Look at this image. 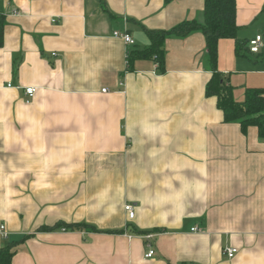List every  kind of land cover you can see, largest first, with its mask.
Here are the masks:
<instances>
[{"label":"crops","instance_id":"obj_1","mask_svg":"<svg viewBox=\"0 0 264 264\" xmlns=\"http://www.w3.org/2000/svg\"><path fill=\"white\" fill-rule=\"evenodd\" d=\"M204 6L0 0V225L10 233L0 248L18 242L10 264H264V139L225 122L206 94L204 34L167 38L164 72L150 59L127 69L128 51L150 45L146 29L203 22ZM237 23L247 46L263 36L258 53L219 41L218 68L243 101L247 87L264 89V0H237ZM60 222L96 230L40 231Z\"/></svg>","mask_w":264,"mask_h":264},{"label":"trees","instance_id":"obj_2","mask_svg":"<svg viewBox=\"0 0 264 264\" xmlns=\"http://www.w3.org/2000/svg\"><path fill=\"white\" fill-rule=\"evenodd\" d=\"M167 2L170 0H166ZM239 25L237 23V0H205L204 21H183L170 29H146L150 45L146 48H135L127 53V69L133 70L135 62L139 59L154 60L160 72L165 71L166 53L164 44L171 36L185 37L194 31H201L206 38V47L212 76L206 85V94L217 97V105L223 111L225 122H237L244 133L250 126H255L259 137L264 139V89L247 87L243 101H237L234 96L235 87L230 82L228 74L222 72L217 65L219 41L232 38L236 41V53L240 55L243 50L250 52L246 41L238 37ZM3 44V23H0V45ZM260 52V51H259ZM65 229H91L92 225L79 222L68 224L60 222L57 226H43L40 231L57 228ZM148 231L142 232V234ZM18 242H8L0 248V263L10 264L15 251L12 249Z\"/></svg>","mask_w":264,"mask_h":264},{"label":"built area","instance_id":"obj_3","mask_svg":"<svg viewBox=\"0 0 264 264\" xmlns=\"http://www.w3.org/2000/svg\"><path fill=\"white\" fill-rule=\"evenodd\" d=\"M12 12L13 13H18V10L13 9ZM113 35L116 36V37L122 38L128 44H134L135 43L134 38L130 34H128L127 32L114 31ZM262 41H263V36L261 34L256 35L254 38H251L249 40V44H248L249 48H250V51L252 53H258L261 50V47L263 46ZM25 91H26V94L31 98V97L34 96V94L36 92V88L32 87V86H29V87H26ZM103 91L106 92L107 89H104ZM125 211L127 212L128 217L130 219H132V218L135 217L136 207H135V205L133 203H127L125 205ZM193 230L197 231L198 228L194 227ZM9 235H10V233L7 230L6 226L4 224H1L0 225V237L9 238ZM154 237H155L154 233H149L148 232V233L143 234V238L147 241V246H148V251L145 254L146 258H152L156 254L155 249L153 247V244L151 242V240ZM237 252H238V248H235V247H230V248H226L225 249V253L227 254V256L229 258H233L237 254Z\"/></svg>","mask_w":264,"mask_h":264}]
</instances>
